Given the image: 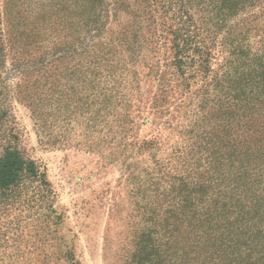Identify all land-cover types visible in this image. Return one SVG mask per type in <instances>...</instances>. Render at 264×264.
Returning a JSON list of instances; mask_svg holds the SVG:
<instances>
[{
	"label": "rangeland",
	"instance_id": "374dc122",
	"mask_svg": "<svg viewBox=\"0 0 264 264\" xmlns=\"http://www.w3.org/2000/svg\"><path fill=\"white\" fill-rule=\"evenodd\" d=\"M105 1L118 16L101 42L117 64L109 71L118 82L109 83L117 95L113 104L125 95L119 109L123 127L115 134L103 127L95 141L81 139L84 124L76 119L68 125L61 114L59 132L70 137L69 145L48 147L39 142L28 97L40 88L41 62L77 51L78 45L70 43L71 30L55 20L45 23V0H0V106L6 114L0 128L11 133L12 145L46 181L40 187L24 181L13 191L24 202L0 214L1 229L10 230L0 240V264H177L170 250L144 260L138 245L146 236L150 247L159 232L170 230L156 219L167 217L171 186L180 177L204 183L203 203L214 206L202 212L219 220L213 230L229 245L232 262L264 264V174L215 135L221 120L214 115L235 91L250 88L244 54L254 39L264 43V9L227 16L222 0ZM131 12L140 29L134 61L114 40ZM257 14L263 16L262 34L244 38ZM175 25L199 45L192 70L172 64L168 31ZM239 26L247 31L238 35ZM177 154H186L184 160L177 161ZM157 155H168L167 168L154 165L150 157Z\"/></svg>",
	"mask_w": 264,
	"mask_h": 264
},
{
	"label": "trees",
	"instance_id": "16d2710c",
	"mask_svg": "<svg viewBox=\"0 0 264 264\" xmlns=\"http://www.w3.org/2000/svg\"><path fill=\"white\" fill-rule=\"evenodd\" d=\"M222 6L229 16L233 11L245 8H249L251 12L263 10L264 0H222ZM129 15L131 19L126 27L117 32L114 39L116 44H114H121V51L124 46L128 58L134 61L140 29L137 27L138 17L132 12ZM41 17L46 24L55 20L63 28L71 30L74 36L70 43L77 44L78 50L41 62L43 71L39 76L40 88L28 97L30 101L27 103L34 119L39 142L48 147L69 145L70 137H65L59 132L58 122L61 114L64 115L68 125L76 119L78 125L84 124L78 134L81 139L91 137L95 141L99 137V131L106 126L114 134L119 132L118 128L123 127L119 119V115L122 114L119 109H123L125 95L119 96L117 103L113 104L112 98L117 95L111 91L114 85L110 86L109 82L115 84L118 78L109 69L115 70L117 64L111 62L114 54H110V50L105 49L104 42H101V39L106 37L107 27L118 17L116 13L105 0H45ZM251 17L255 24L250 23L253 29L248 31L244 38H249V33H252L253 37L262 34L258 20L263 16L257 14ZM242 30L247 31L239 26L237 34L240 35ZM168 34L172 36L174 52L172 64L178 69L192 70L194 64L192 55L199 45L194 44L193 36L187 35L186 29L180 25L171 26ZM241 38L244 39L234 36L233 40L239 42ZM105 43L110 44V42ZM110 45L115 46L113 42ZM250 45L251 49H240L247 52L244 58L249 61L252 73V77L249 78L250 83H247V87L250 88L244 87L241 91H235L214 111L217 121L221 120L219 125L221 131L215 135L237 154L241 162L245 161L252 165L258 175H262L264 174V43L260 39H254ZM111 76L113 77L109 80ZM5 115V109L0 106V125ZM79 116L81 119H78ZM72 128L73 126L70 130ZM10 140L11 133L4 132L0 128V214H7L15 204L24 202L25 198L13 196V191L24 181L37 182L38 187L46 184L44 173L38 171L34 161L26 160ZM150 144L145 143L144 146L150 148ZM194 144L197 145V141ZM185 155L177 154V161H183ZM163 156L150 157L159 169L167 168L170 161L168 155ZM165 161L166 165H164ZM185 178L180 177L181 182L177 185L170 184L172 189L170 194L171 192L174 194L168 199L166 210L168 215L156 219L160 227H170V230L159 232L156 241L150 247L148 237H141L138 245L142 253L141 257L145 260L153 253L157 260L163 256L164 251L170 250V256L177 264H220L222 261L224 264H234L227 254L229 245L213 230V226L217 225L219 220L202 212V209L209 211L214 206L203 203L204 193H207L204 183H200L199 178L189 183ZM164 182L169 183L168 177H165ZM158 185L160 186V181ZM170 186L162 190L163 196L169 191ZM159 188L157 186L156 191ZM181 191L185 192L184 195L180 193ZM158 209H161V205ZM182 227L183 229H180ZM1 228L2 226H0V240L4 241L10 230ZM9 228L12 229L11 226ZM223 245L226 247L223 248Z\"/></svg>",
	"mask_w": 264,
	"mask_h": 264
}]
</instances>
